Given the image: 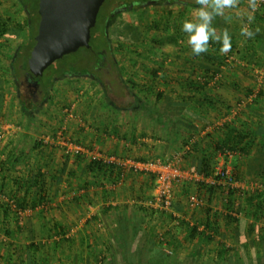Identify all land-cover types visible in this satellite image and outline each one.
I'll return each mask as SVG.
<instances>
[{
    "label": "crops",
    "instance_id": "1",
    "mask_svg": "<svg viewBox=\"0 0 264 264\" xmlns=\"http://www.w3.org/2000/svg\"><path fill=\"white\" fill-rule=\"evenodd\" d=\"M1 1L5 3V0ZM238 5L243 8H239L238 11L236 7L224 9V15L217 16L212 26L217 34L227 30L231 37V48L238 46L240 56L244 53L243 55L248 59L252 54L259 57L261 52L259 47L264 44V20L257 21L251 29L254 33L252 38L257 41H253V47L250 46L251 48L247 49V43L237 45V41L244 39V37L241 38V29L247 15L245 11L247 6L244 3ZM13 6L15 11L19 6L22 7L21 4ZM194 6L196 4L191 7ZM183 23L184 21L180 25ZM178 31L173 32V35L178 38L179 45H174L173 53L169 55L170 61L173 60L170 65L172 68L163 67L155 81L148 76L151 84H158V91L162 92L160 98L157 94L144 98L136 94L132 99H127L126 104H123L122 97L121 102H118L119 105L116 106L114 101L104 99L100 88L101 83L98 81L85 80L86 77L83 76H76V79L65 76L53 85L50 98L46 101L47 109H44V115L47 116L43 118L57 119V123L50 122L56 127L52 126V130L45 128L42 130L43 134L53 136L60 128L55 129L59 122L62 124L65 121V111H72L77 105L78 117L82 116L88 124L85 125L74 119L75 121L69 127L67 126L69 135L75 137L73 139L78 140L79 143L87 146L94 145L109 155L130 156L143 160H167L179 155L182 166L196 171L201 166L203 157L201 149L214 151L215 144L226 139L229 130L224 124H227L229 120L237 128L241 125L248 128L242 131L243 134L245 132L252 134L254 147H264V134H262L264 92L261 99H257L241 112H237L235 117L230 118V114L227 113L238 101V97H244L248 90H240L239 82L241 81H237L238 78L230 71L226 73L229 79L226 77L218 80L209 77L212 72H206L209 69L219 71L222 59L228 51L221 50L220 41L210 39L208 50L197 56L193 54L191 46L186 42L184 36L186 33ZM1 41L0 69L3 67L6 70L7 66L12 67L14 63L20 40L14 38L8 43L4 38ZM169 48L172 49V46L169 45ZM255 48L257 52L252 50ZM167 52L163 53L165 58L168 56ZM163 60L161 58L162 62ZM143 66L146 72L148 67ZM138 70L139 65L136 63L129 71L135 78L139 76ZM238 77L241 78L240 75ZM12 82L13 80L10 81L11 89L7 90L9 92H5L3 114L0 118L3 120L11 118L7 110L9 112L11 108H16V116L27 120L26 123H31L32 117H37L42 110L38 108L37 113L26 111L22 102L19 101L21 99L19 85L15 89L11 85ZM204 82L205 88L197 89V86ZM247 82L245 80L246 84ZM83 92L85 96H82ZM208 99H211L213 104L207 102ZM45 124L49 125L48 122ZM26 125L16 135L7 134L4 143L0 144V169L2 166L7 168L6 175L0 170V183L5 180L9 191L23 195L22 182L30 181L29 192L33 201L37 193V188L33 184L39 181L45 188L49 201L45 209L40 205L28 206L31 234L27 241L23 242L24 250L29 242H38L39 238L34 230L47 226L49 229H62L66 232L65 235H49L52 243L62 237L69 239V243L65 241L68 245H65L64 249L70 256L69 262L100 263L106 254L109 258L112 257V253L118 246L117 235L122 233V237H126L125 233H129L135 225H141L147 233L151 229L159 233L161 230L171 231L170 235L178 233V237L181 236L183 239L186 227H175L174 219L191 221L193 217L199 216L198 211L189 207L188 199L185 200L187 190L190 191L188 194L190 197L201 194L196 184L187 181L176 187L174 204L169 211L161 212L156 209L153 211L151 202L154 181L150 175L123 169L118 177L110 173L104 175L101 171L89 172L88 157L66 156L60 147L50 142L37 144L35 129L32 125ZM13 148L22 152L18 162L7 158L9 151ZM240 157L241 160L247 161L252 158L249 156L248 159L244 155ZM236 159L237 155L234 160ZM40 168L44 176L37 175ZM249 178L246 176L244 181L250 180ZM240 182L242 184L239 185L243 187V181ZM25 230L28 229L25 228ZM16 234L17 239L22 241L23 232L16 231ZM183 243V245H193L190 240H185ZM186 254H188L187 251H182L180 257L183 258ZM30 255L36 261L37 258L33 257L35 256L33 252Z\"/></svg>",
    "mask_w": 264,
    "mask_h": 264
},
{
    "label": "trees",
    "instance_id": "2",
    "mask_svg": "<svg viewBox=\"0 0 264 264\" xmlns=\"http://www.w3.org/2000/svg\"><path fill=\"white\" fill-rule=\"evenodd\" d=\"M109 1L105 0L99 10L96 24L91 29L90 46L80 47L77 51L64 55L50 65L42 76L36 77L29 71L28 59L36 43L35 36L38 33L40 21L39 0H17L25 9V16L18 20L9 18L0 21V39L5 38L8 43L11 40L13 41L14 38L20 40L12 67L7 66L6 70L3 67L0 69V116L3 114L5 92L11 89L10 81L13 80L16 85H20V81L24 78L33 81L38 92L36 102L31 97L26 98L20 95V100L26 111L32 112L38 108L41 109L47 99L50 98V92L55 82L65 76L73 75L91 76L102 85L104 84L105 89V80L112 78L114 81L110 82L115 85H120L119 82H121L125 85L124 87L120 85L123 89L121 94L116 95L112 92V96L108 99L114 101L117 106L123 97L125 100H123V104H126V100L132 99V96L136 93L132 91V96L128 94V84L131 80L129 81L123 76L115 52L120 51V55L126 53L130 46L142 41L143 34L136 25L120 18L117 12L122 9H141L146 3L154 1L177 2L189 7L196 2V0H119V7L114 10L111 8L108 11L106 8L111 7ZM13 5L17 4L13 3ZM257 19V21L264 20V15H258ZM166 22L170 24L168 20L163 21V23ZM94 35H97L101 42L98 40L99 43H97V39L94 42ZM254 40L253 38L249 40L251 41L249 46H254V42H257ZM175 42L176 45H179L178 38H175ZM251 47H247V49ZM259 50L261 51L259 53L260 57H262L264 55V44L259 47ZM253 51L257 52V49L255 48ZM77 53L78 57H75V59L70 57ZM53 66L55 67L49 71ZM99 69H104V72L99 73ZM161 69L162 67H157L147 69L148 72H146L155 81L158 79ZM206 72H212L209 77L213 78L218 70L210 71L209 69ZM133 82L135 83V81ZM203 88H205V82L197 86V89ZM145 89L149 92L148 86ZM252 91V89L248 90L244 97ZM156 94L160 98L162 92L157 91ZM262 96L263 91H260L254 101L261 99ZM244 97L239 96L237 103ZM207 102L212 103L213 101L208 99ZM250 104L252 103H249L248 106ZM229 113L230 111L227 114ZM230 122L231 120L224 124L229 130L226 139L222 142L218 141L215 144L214 151L201 149L203 153L201 166L196 171L206 177L213 176L216 153L223 149H229L237 154V159L233 160V181H244L245 177L249 176V179L257 185L251 189L234 187L218 181L220 179L218 176H215V182L197 181L194 184L197 185L201 193L197 197L202 204L193 208V210L197 209L199 216L193 217L191 221L177 218V222L173 223L175 227H186L183 239H181V236L178 237V233L170 235L171 231H168L161 234L156 232L155 229H151L147 233L141 225H135L129 233H125L126 237H122V233L117 235L118 246L112 253V257L109 258L106 254L99 264H264V147H262L263 149L254 147L252 134H246V132L243 134L242 130L245 127L241 125L240 128H237ZM262 127L264 129V126ZM245 130H248V128L246 127ZM262 134H264V130ZM244 141L245 143H243ZM36 143L40 144L41 141L36 140ZM243 155L247 158L252 156V158H248V161L246 159L241 160L240 156ZM19 157H22V152L20 153L18 149L14 148L9 151L7 156L9 160L17 162ZM87 169L89 172L101 171L104 175L110 173L113 176L117 175V177L122 171V167L116 163L96 159L88 160ZM0 170L6 175V167L2 166ZM37 175L44 176L41 168ZM151 177L154 181L153 176ZM29 182L27 180L22 182L23 195L9 191L5 180L0 183V193H4L7 197L6 200H0V230L3 229L8 235L11 234L13 220L16 224L15 231L22 232L26 226L30 225L27 220L20 223V217L17 214L19 209L23 210L29 208L28 206L35 207L37 205L45 209L48 206L49 201L46 191H44L45 188L39 181L33 184L37 188V193L31 201L29 192L31 184ZM187 191L185 197L188 199L190 191ZM11 200L14 201L16 209H13L10 203ZM218 200V203L221 204L220 207L214 206V201ZM27 229L28 236H30L31 229L29 227ZM34 232L37 233L39 240L38 242H30L26 246L23 253L27 259L25 260L26 263L23 262L22 264H32V262L34 264H50L47 258L44 257L46 254L35 261L31 258L30 253L47 252L46 248L49 246L42 241L44 235H65L66 232L62 229H49L47 226H42ZM185 240H190L193 245H183ZM65 241L70 242L69 239L62 237L52 243L54 253H57V248L68 244ZM186 249L188 254L181 258V252L186 251ZM20 259L23 261L24 257L21 256Z\"/></svg>",
    "mask_w": 264,
    "mask_h": 264
},
{
    "label": "rangeland",
    "instance_id": "3",
    "mask_svg": "<svg viewBox=\"0 0 264 264\" xmlns=\"http://www.w3.org/2000/svg\"><path fill=\"white\" fill-rule=\"evenodd\" d=\"M118 1L119 0H110L109 2L111 3V7L118 5L119 4ZM13 3L19 4L17 2V0H15V2H13V0H11V1L5 0V3H3V1H0V13H2L3 15L5 14V19H9V18L11 20H13V19L18 20L20 18L22 19L25 16V12H26L25 9L23 7L19 6L18 10L15 11V9H14L15 7L13 6ZM195 4H196V2H195ZM111 7L108 6L106 8V10L110 11ZM198 7H200L198 4H196V6H194V7H191V6L189 7L188 5L186 6V5H182V4L179 5V4L170 3V2L167 3V2L154 1V2L146 3L141 9L135 8V9L124 11V12L120 13V15H119L120 18H123V19L131 22V24L136 25L143 34L142 41L138 44L130 46L129 50H127L126 53L124 52V54L120 55L119 54L120 51L115 52V57L118 61V64H119V67L122 71L123 76L126 79H128L129 81L131 80L128 84V89H127L128 94H130L132 96L133 95L132 91H134L139 97H142V98L147 97L151 94H156L159 86H158V84H153V83L151 84V82H150L151 80H149L150 78L148 77L150 75H148L147 72L144 71L143 65H147L148 69H154L157 67H162V68L166 67L165 69H168V67L172 68V67H170V65H172L173 60L170 61L169 55L173 53L174 45L176 46L175 39H174L175 35H173V32L176 33V32H179L178 30H180L181 31L180 33H182L183 32L182 31V25H180V24H182V22L185 20H194L195 19L194 9H196ZM241 8H243V7H241ZM169 10L171 12H168ZM167 20L169 21L170 24H168L167 22L163 23V21H167ZM177 23H178V25H176ZM184 36L186 37V42H187L188 37L186 34ZM93 37H94V42H95V39H97L96 40L97 43L101 42L100 41L101 39H98L97 35H94ZM98 40H99V42H98ZM169 45L172 46V49L171 48L168 49ZM165 52L168 53L167 58H165V55L163 54ZM247 53H251V52H247ZM243 54L240 56V60L242 61V63H240L241 65H237L236 67H234L232 69L222 70L223 74H225V77L223 76V79H225L227 77L226 73L228 71H230L231 73H234L236 78H238L237 81H241V82H239L240 83V90H243V91L244 90L245 91L251 90V89L255 90L256 88L259 87V92L260 91L264 92V56L260 58V55H258L259 57H256V55L253 54L252 56H249L250 58L248 59ZM70 57L75 59V57H78V53L73 54ZM161 58H163L166 61V63L164 60L162 62ZM224 59H225V56H224L223 60ZM136 63H138V65H139V70L137 71V74H139V76L134 78L133 75L130 74V71H131L132 67H134V64H136ZM243 64H245V65L243 66ZM54 67L55 66L51 67V69L49 71H51ZM255 70H256V72H255ZM98 72L103 73L104 69H99ZM239 75L241 78L238 77ZM76 76L86 77L85 80H95L93 77L87 76V75H73V76H67V77L72 78V79L73 78L76 79ZM227 79H229V76L227 77ZM245 80L248 81L247 84L245 83ZM110 81H114V80L112 78H110V80L104 81L106 89L103 86L104 84L103 85L100 84V88L103 92V96H104L105 100L112 96V94H113L112 92H114L116 95L121 94V91L123 90L121 88V86H123V87L125 86L121 82H119L121 85L120 86L119 84L118 85L111 84ZM133 81H135V83ZM136 81H139V82H136ZM136 83H137V85H136ZM11 85L15 89L17 88L16 87L17 85H15V82L14 83L12 82ZM19 86H20V89L24 92V94H26V95L23 94V96H25L26 98L30 97L29 95H27L28 87H26L25 84H22ZM19 86H18V88H19ZM146 86H148L149 92L146 90L147 88L145 89ZM234 88H235V86H234ZM15 89L13 91H15ZM85 95H86L85 92H83L82 96H85ZM15 98H16V94H15ZM32 98H34V101L36 102L38 99V96L36 95V97H32ZM18 100H19V98H18ZM48 100H49V98L47 99V101ZM19 101L21 102V100H19ZM236 104H237V102L234 104V106L232 108H235ZM46 106L47 105L45 103L42 106V108L40 109V111L42 110L41 113H39L37 117H35V116L32 117L31 123H26L27 120H25L23 118H22L23 119L22 120L18 116H16L17 115L16 108L15 109L11 108V111H9V112L7 110V113L8 114L10 113L11 118L8 117V118H6L5 121L14 123L18 127H20V130H17L16 132H11L12 133L11 135L18 134L24 127L27 126L26 124H29V125H32V127L35 129V134H37L35 140L37 139V141H38V138H40L42 136H48V135H44L43 134L44 132L42 130H45V128H50L52 130V126L56 127V125L50 124V122L57 123L58 120L53 118V117H50L51 120H45L43 118V117L47 116V115H44V113H45L44 109H47ZM69 107L71 108V106H69ZM76 110H77V105L75 106L74 110H72V111L66 110L64 113L65 121L62 124H61V122H59V125H57L58 127L55 129H58L62 125H66L69 127V125L75 121L74 119H76L77 121H80L81 123H85V125H87L88 123H86L83 120L82 116L78 117L79 113L77 115ZM148 111H149V109H148ZM37 112L38 111L36 110V113ZM42 113L44 116L42 115ZM67 114H68V116H67ZM62 116H63V114H62ZM0 119H2V118H0ZM46 122H48L49 125L45 124ZM72 138H75V137H72ZM4 139L2 140L3 143H4ZM33 139H34V137H33ZM73 140H75V139H73ZM75 141L77 143H79L78 140H75ZM80 144L86 146L88 149H91V150L94 148V145L87 146L83 143H80ZM107 155H109V154H107ZM119 157H121V156H119ZM189 182L196 183L194 181H189ZM239 184H242V182H239ZM243 184H244V186H243L244 188L251 189L255 183L253 180L250 179L248 181H243ZM191 196H194V195H191ZM186 199L187 198H185V200ZM218 202H219V200L214 201V206L220 207L221 204ZM195 210H197V209H195ZM29 211L26 214H24L23 223H24V221L26 222V220H27V222L29 221V218H30ZM23 225H25V224H23ZM15 227H16V224H15V221L13 220L12 221L11 234L8 235L7 233L4 232L3 229L0 230V264H22L27 259L26 255L23 253L24 252V246H23L24 243L23 242L27 241L28 234H26V233H28V232L24 228V230L22 231L23 234H22V238H21L23 240L21 241V240L17 239L18 235L16 234V231L14 230ZM28 227L29 226H26V229ZM18 232H20V231H18ZM162 233H165V231L161 230V234ZM49 240H51L50 235H48V236L44 235V238L42 239V241L47 243V245L49 247L46 248L47 249L46 253H43V252L33 253V255H35L33 257L37 258V259L35 258L36 260L42 258L43 254H46L44 257L47 258V261L50 264H78L77 262L76 263L69 262L70 256L68 254H66V252H68V251H66V250L64 251L65 246H61L60 248H57V250H56L57 253H54L53 246H52V240H51V242ZM185 247H187V246H185ZM66 249H69V248H66ZM186 251H187V249H186ZM21 256L24 257L23 261H22V259H20ZM81 264H99V263L93 262V261H89V262L82 261Z\"/></svg>",
    "mask_w": 264,
    "mask_h": 264
},
{
    "label": "built area",
    "instance_id": "4",
    "mask_svg": "<svg viewBox=\"0 0 264 264\" xmlns=\"http://www.w3.org/2000/svg\"><path fill=\"white\" fill-rule=\"evenodd\" d=\"M244 3L247 6L245 24L243 28H247L251 31V29L257 23L258 15H264V0H257V7L255 10L249 7L248 0H237L236 3V11L238 9H242L238 4ZM230 9V8H226ZM241 10H239L240 12ZM251 17V19H249ZM243 40L237 41V45H243L247 43L248 47L251 41H249L252 37H247L242 35L241 38ZM240 50H238V46H234L228 51L225 55V59L223 63H221V67L219 68L218 73L215 75V80L223 78L224 74L222 70L232 69L237 65H241L242 61L240 60ZM245 64H243L244 66ZM256 72V70H255ZM249 93L246 97H244L240 102L236 104L235 108L230 110V118L235 117L237 112H241L249 103H253L254 99L257 97L259 93V87ZM20 130V127L15 125L14 123L7 122L3 119H0V142L5 138L8 133L16 132ZM38 141L50 142L54 145H57L62 149V152L66 156H85L88 159H96L102 160L103 162H112L116 163L122 167L124 171H130L134 173H145L154 178V188H153V199H152V208L159 211H169L174 204L175 200V189L180 185L184 184L187 181H206V182H215V176L220 177L218 181L223 184L231 185L234 187H242L239 185L238 181H233L232 171H233V160L237 155L236 152L231 151L229 149H223L217 152L216 163L214 167L213 176L206 177L205 175L199 173L198 171H192L187 168L182 167L180 164L179 155H175L167 160H143L132 157H119L114 155H107L101 152V150L97 147H94L92 150L88 149L86 146L77 143L73 138L69 135L67 131V126L63 125L60 127L53 136H42L38 138ZM257 184H254L252 188H254ZM244 188V187H243ZM7 197L4 193H0V200H6ZM13 209H16L15 203L13 200L10 201ZM188 203L192 208L197 207L202 204L201 200L198 197H189ZM29 211V209H19L17 212L20 217V223H23V216ZM177 222V218L174 219L173 223Z\"/></svg>",
    "mask_w": 264,
    "mask_h": 264
},
{
    "label": "water",
    "instance_id": "5",
    "mask_svg": "<svg viewBox=\"0 0 264 264\" xmlns=\"http://www.w3.org/2000/svg\"><path fill=\"white\" fill-rule=\"evenodd\" d=\"M105 0H39L36 43L28 59L29 71L42 76L64 55L90 46L91 29Z\"/></svg>",
    "mask_w": 264,
    "mask_h": 264
},
{
    "label": "clouds",
    "instance_id": "6",
    "mask_svg": "<svg viewBox=\"0 0 264 264\" xmlns=\"http://www.w3.org/2000/svg\"><path fill=\"white\" fill-rule=\"evenodd\" d=\"M249 7L253 10L257 7V0H248ZM237 0H196L200 7L194 9V20H185L182 31L188 35L187 43L191 46L193 54L199 56L208 50L209 40L220 41L222 51H229L231 48V37L227 30L217 34L212 26L217 16L224 15V9L235 7ZM251 19V17H249ZM244 36L252 37L254 33L247 28H242Z\"/></svg>",
    "mask_w": 264,
    "mask_h": 264
},
{
    "label": "flooded vegetation",
    "instance_id": "7",
    "mask_svg": "<svg viewBox=\"0 0 264 264\" xmlns=\"http://www.w3.org/2000/svg\"><path fill=\"white\" fill-rule=\"evenodd\" d=\"M1 1V0H0ZM163 2V1H162ZM120 4V3H119ZM119 4L118 5H115L114 7H111L113 10L114 9H116L117 7H119ZM175 4H182V3H177V2H175ZM126 9H122V10H120V11H118L117 12V14L118 15H120V13L121 12H124ZM129 9H127L126 11H128ZM120 17V16H119ZM3 20H5V14L3 15L2 13H0V21H3ZM0 27H1V25H0ZM2 43V41H1V39H0V44ZM22 84H25L26 85V87H28V93H27V95H29L31 98L32 97H36V95L38 96V92L36 91V84L33 82V81H31V80H28V79H22L21 81H20V85H22ZM18 91H19V96L20 95H22L23 96V94H24V92L20 89V86H19V88H18ZM24 95H26V94H24ZM34 99V98H33Z\"/></svg>",
    "mask_w": 264,
    "mask_h": 264
}]
</instances>
